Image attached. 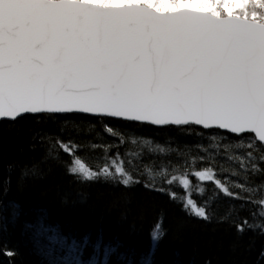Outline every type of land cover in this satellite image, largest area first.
Returning a JSON list of instances; mask_svg holds the SVG:
<instances>
[{
	"label": "snow or ice",
	"instance_id": "6c2138e0",
	"mask_svg": "<svg viewBox=\"0 0 264 264\" xmlns=\"http://www.w3.org/2000/svg\"><path fill=\"white\" fill-rule=\"evenodd\" d=\"M29 115L59 122L58 133L32 139L46 158L65 154L81 182L143 184L205 222L213 197L198 203L193 191L211 184L217 197L239 201L223 217L238 234L264 235V0H0V122ZM93 118L111 140L65 135L66 125ZM146 126L197 140L153 142L136 133ZM85 148L99 150L95 168L81 158ZM36 172L23 169L20 181ZM46 231L35 241L46 264H108L116 252L97 240L86 260L88 236L42 242ZM163 234L157 222L152 240Z\"/></svg>",
	"mask_w": 264,
	"mask_h": 264
},
{
	"label": "trees",
	"instance_id": "16d2710c",
	"mask_svg": "<svg viewBox=\"0 0 264 264\" xmlns=\"http://www.w3.org/2000/svg\"><path fill=\"white\" fill-rule=\"evenodd\" d=\"M65 129V135L72 134L84 144L97 138L98 133L104 140L112 139L94 118L79 122L78 127L66 125ZM42 130L58 133L59 122L27 116L0 123V264H46L35 243L41 226L47 230L40 236L42 242L45 236H64L78 242L88 236L86 260L91 259L92 245L97 240L102 247L116 248L108 264H264V235L258 230L238 234L231 217H223L230 210L235 215L237 210L232 205L239 201L222 194L217 197L213 185L201 184L206 188L203 195L195 187L193 191L198 203L213 197V219L205 222L187 215L169 195L143 184L125 188L103 180L81 182L67 173V165L62 162L69 159L65 154L61 153L62 159L46 158L39 140L32 139ZM136 133L153 142H172L181 147L197 140L175 129L151 126L137 129ZM79 154L93 168L100 160L99 150L85 148ZM33 167L36 174L21 182L22 170ZM192 179L194 186L199 183ZM6 180L9 185L5 193ZM173 190L184 194L178 185ZM239 215L249 213L244 210ZM157 222L162 224L164 234L153 241L151 231ZM7 251L14 254L9 257Z\"/></svg>",
	"mask_w": 264,
	"mask_h": 264
},
{
	"label": "water",
	"instance_id": "95a60500",
	"mask_svg": "<svg viewBox=\"0 0 264 264\" xmlns=\"http://www.w3.org/2000/svg\"><path fill=\"white\" fill-rule=\"evenodd\" d=\"M30 116V115H29ZM1 123V122H0Z\"/></svg>",
	"mask_w": 264,
	"mask_h": 264
}]
</instances>
